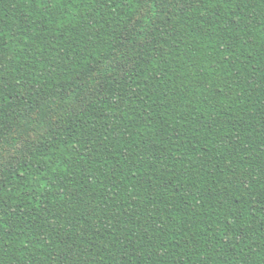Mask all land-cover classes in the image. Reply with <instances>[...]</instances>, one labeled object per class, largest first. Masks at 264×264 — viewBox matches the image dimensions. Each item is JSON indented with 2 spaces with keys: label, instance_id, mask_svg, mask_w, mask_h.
I'll return each mask as SVG.
<instances>
[{
  "label": "trees",
  "instance_id": "1",
  "mask_svg": "<svg viewBox=\"0 0 264 264\" xmlns=\"http://www.w3.org/2000/svg\"><path fill=\"white\" fill-rule=\"evenodd\" d=\"M0 264H264V0H0Z\"/></svg>",
  "mask_w": 264,
  "mask_h": 264
}]
</instances>
